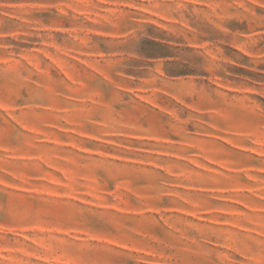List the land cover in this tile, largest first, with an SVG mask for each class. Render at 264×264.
<instances>
[{
	"label": "rangeland",
	"instance_id": "rangeland-1",
	"mask_svg": "<svg viewBox=\"0 0 264 264\" xmlns=\"http://www.w3.org/2000/svg\"><path fill=\"white\" fill-rule=\"evenodd\" d=\"M0 264H264V0H0Z\"/></svg>",
	"mask_w": 264,
	"mask_h": 264
}]
</instances>
